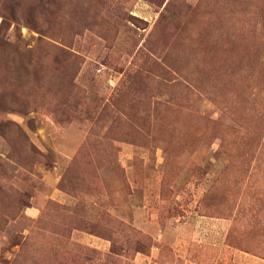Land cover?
Wrapping results in <instances>:
<instances>
[{"label": "rangeland", "instance_id": "rangeland-1", "mask_svg": "<svg viewBox=\"0 0 264 264\" xmlns=\"http://www.w3.org/2000/svg\"><path fill=\"white\" fill-rule=\"evenodd\" d=\"M0 264H264V0H0Z\"/></svg>", "mask_w": 264, "mask_h": 264}]
</instances>
